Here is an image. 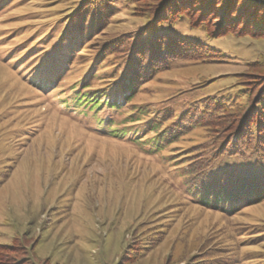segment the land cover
<instances>
[{
    "label": "rangeland",
    "instance_id": "1",
    "mask_svg": "<svg viewBox=\"0 0 264 264\" xmlns=\"http://www.w3.org/2000/svg\"><path fill=\"white\" fill-rule=\"evenodd\" d=\"M76 2L0 0V245L20 250L23 242L39 264H264V201L230 214L204 207L203 187L196 191L227 167L246 175L253 159L211 162V147L200 157L196 150L215 141L203 128L176 139L164 127L153 131L164 109L206 99L228 110L244 104L234 77L264 59V39H216L225 63L140 75L128 102L113 93L127 76L122 55L104 49L143 30L139 15L129 0H116L103 20L66 28ZM84 30L95 31L77 35ZM180 31L197 35L186 25ZM96 92L120 108L73 102Z\"/></svg>",
    "mask_w": 264,
    "mask_h": 264
},
{
    "label": "trees",
    "instance_id": "2",
    "mask_svg": "<svg viewBox=\"0 0 264 264\" xmlns=\"http://www.w3.org/2000/svg\"><path fill=\"white\" fill-rule=\"evenodd\" d=\"M129 2L136 15L134 17L139 15L143 30L139 27L129 34H121L116 37L117 39H111L109 46L104 49L112 55H122L121 72L127 76L126 80L122 78L117 87L113 88V93L120 89L119 95L128 94V98H125L128 102L131 101L134 90L138 89L132 80L140 75L148 77L176 63H225L226 59L222 52H216L212 46L216 39L229 37L264 39V0H129ZM112 4L116 5V0H78L74 3L73 9L67 10L64 26L67 28V23L71 21H77L75 26L95 24V21L104 19L103 11ZM138 6L140 11L136 12ZM70 10L72 14L67 15ZM182 25H186L189 31L197 35L181 32ZM88 30L80 31L77 35L90 37L95 30L93 32ZM199 34L202 35L201 38ZM246 68L248 72L234 77V86L238 88L236 95L245 99L244 104H235L232 110H228L225 103L216 105L211 102L204 105L206 99L200 104L196 101L188 104L185 110L182 106H177L174 111L180 112L176 114L169 108L164 109L162 115L154 117L160 122V126L158 124L154 126L153 131L164 127L163 136L169 134L170 139L172 137L176 139L196 128H203L207 134H213L215 141L209 139L196 150L201 153L200 157H203L205 152L209 154L214 149L211 162L218 159L249 162L250 158L253 159L252 168L246 175H241L237 170L233 174L227 172L226 169L229 168L227 167L220 172L212 173L209 179L199 180V188L196 191L199 196L198 191L203 187L204 194L199 198L202 205L211 209L220 207L219 210L230 214H236L242 208L264 201V59L249 63ZM100 93L96 92V96L91 97L89 94H79L75 96L73 102L76 107H85L91 111L98 110L103 105L111 111L120 108L116 100L106 104L99 102L97 95ZM100 96L103 99L108 97L105 93H101ZM169 99L172 100L173 97ZM234 137L241 141L237 144V140L232 141ZM229 138L230 142H227ZM221 140L223 143L217 144ZM224 143L227 145L223 148ZM208 147H211V150L207 149ZM252 153H255V156ZM202 168L199 171V166L194 164L193 169L202 174L207 169ZM198 178L200 177L196 175V179ZM189 191L193 193L192 189ZM19 247L20 250H17L13 244L0 245V264H39L30 256L23 242ZM6 251L16 252L18 256L8 255Z\"/></svg>",
    "mask_w": 264,
    "mask_h": 264
}]
</instances>
